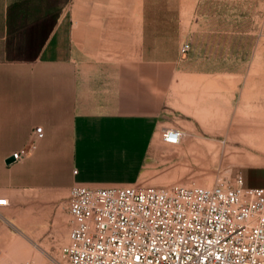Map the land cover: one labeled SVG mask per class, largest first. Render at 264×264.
I'll return each mask as SVG.
<instances>
[{"label": "crops", "instance_id": "1", "mask_svg": "<svg viewBox=\"0 0 264 264\" xmlns=\"http://www.w3.org/2000/svg\"><path fill=\"white\" fill-rule=\"evenodd\" d=\"M145 1L0 0V150H13L1 159L8 171L12 152L32 143L57 149L68 134V189L141 182L155 136L172 124L173 84L203 75L184 71L179 52L165 55V15L147 12Z\"/></svg>", "mask_w": 264, "mask_h": 264}, {"label": "rangeland", "instance_id": "2", "mask_svg": "<svg viewBox=\"0 0 264 264\" xmlns=\"http://www.w3.org/2000/svg\"><path fill=\"white\" fill-rule=\"evenodd\" d=\"M145 2L147 12L165 15V55L179 52L184 71L203 75L173 84L168 127L185 136L169 146L156 135L140 181L211 186L241 175L246 186L264 187V0ZM185 43L189 49L181 53ZM61 144L29 148L11 171L1 159L13 150H0V196L10 202L0 207L1 264H45L67 243L68 134ZM9 174L17 183L8 182Z\"/></svg>", "mask_w": 264, "mask_h": 264}, {"label": "built area", "instance_id": "3", "mask_svg": "<svg viewBox=\"0 0 264 264\" xmlns=\"http://www.w3.org/2000/svg\"><path fill=\"white\" fill-rule=\"evenodd\" d=\"M159 135L176 146L185 131ZM28 155L12 152V164ZM9 203L0 196V207ZM67 212V243L45 264H264V187L246 186L241 175L211 186L73 183Z\"/></svg>", "mask_w": 264, "mask_h": 264}, {"label": "water", "instance_id": "4", "mask_svg": "<svg viewBox=\"0 0 264 264\" xmlns=\"http://www.w3.org/2000/svg\"><path fill=\"white\" fill-rule=\"evenodd\" d=\"M13 163V158L12 156H8L6 159H5V164L6 165H10Z\"/></svg>", "mask_w": 264, "mask_h": 264}]
</instances>
